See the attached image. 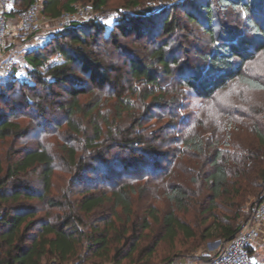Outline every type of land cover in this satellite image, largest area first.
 Masks as SVG:
<instances>
[{
	"label": "trees",
	"instance_id": "obj_1",
	"mask_svg": "<svg viewBox=\"0 0 264 264\" xmlns=\"http://www.w3.org/2000/svg\"><path fill=\"white\" fill-rule=\"evenodd\" d=\"M84 1L44 0L42 14L57 18ZM108 1L92 0V4L100 11ZM32 2L15 0L11 11L17 14ZM186 2L160 12L121 13L112 27L96 18L73 23L51 34L27 54L29 60L22 76L0 77V145H7L0 152V264H86L89 260L150 264L138 259L143 253H138V260L134 257L140 250L143 233L134 219L131 196L134 191L127 184L131 176L169 177L165 198L176 211L161 218L152 213L151 217L163 227L161 240L176 247L180 238L183 244L168 253L164 264L177 257L210 258L207 255L198 258L195 250L211 241L227 243L251 217L252 199L259 200L264 192V131L260 127L264 110L243 105L246 115L229 109L220 135L211 134L221 128L215 126L217 120L213 123L205 116L210 123L207 128L203 122L197 127L193 122L192 132L175 139L174 143L180 146L168 169H164L163 161L169 155L159 151L156 142L163 143L162 136L168 135L169 129L160 134L145 132L143 121L157 117L153 108L172 107L176 100L168 96L162 76L175 78L180 86L204 99L235 79H241L250 89L264 91V83L242 73L248 60L264 52V28L254 17V12L264 11V0ZM213 2L221 9H240L246 15L245 25L252 38L227 24L216 32L212 25ZM197 9L206 19L205 31L215 37L214 47L205 54L202 65L185 63L190 67L174 72L179 60L168 56L166 49L170 42L165 40L154 45L149 58L119 45L120 37L149 36L148 29H152L151 38L176 34L183 28L180 13L199 25ZM101 40L114 43V48L129 56L126 60L129 76L141 84L133 87L131 95L118 94L113 108L106 113L103 110L108 101L97 90L109 85L118 88L119 93L123 79L121 69L104 59L102 53H107V49ZM57 87L70 96V102L60 106L66 124L64 135L57 134L66 140L62 153L54 154L43 143L29 149L18 147L34 129L32 124H23L18 119L25 110H32L26 117L36 115L34 118L42 119L36 128L43 133L54 132L49 125L53 129L63 125L51 124L47 119L50 104L37 91L43 89L53 96L50 103H59L61 94ZM88 94L91 96L83 101L82 96ZM234 113L246 121L234 118ZM86 119L90 130L82 125ZM238 121L240 125L234 129ZM169 126L178 127L174 120ZM244 130L248 132L245 139L235 137L234 131ZM81 140L85 142L82 148L77 146ZM118 148L128 152L125 157L120 158L118 153L111 155ZM60 163L67 164L65 172L70 178L63 192L54 193L53 178L55 171L62 168ZM37 173L38 184L31 179ZM106 205H110V214L96 217ZM193 206L199 212L196 223L181 215L192 212ZM148 227L142 225L143 230ZM127 247L129 252L125 251ZM155 249L156 246L147 249L148 258L153 257Z\"/></svg>",
	"mask_w": 264,
	"mask_h": 264
},
{
	"label": "rangeland",
	"instance_id": "obj_2",
	"mask_svg": "<svg viewBox=\"0 0 264 264\" xmlns=\"http://www.w3.org/2000/svg\"><path fill=\"white\" fill-rule=\"evenodd\" d=\"M186 1L187 0H109L102 10L98 11L95 8L92 17L88 20L96 18L106 25L112 27L114 20L121 13L134 15V13L136 12L140 13L142 11L148 10H151L152 12H160L170 10L175 7V5L177 6L183 2H185L183 4H186ZM205 1L206 0H198L199 4H204ZM89 3H92V0H86L79 4ZM213 9L214 21L212 25L215 27L216 32L220 31L223 24H227L229 26L236 27L238 31L242 32L243 35H245V37H247L248 39L252 38V33L247 32V27L245 25L246 15L240 9H221L216 6L215 2H213ZM196 14L198 15V17H200L199 25L197 23L190 22L185 15L180 13V21L183 28L176 34L151 38L150 34H152V29H148V31L150 32L149 36L144 37L142 35L139 36L136 34H132L129 37H120L118 40L119 45L126 47L127 50L134 51L137 55L143 56L144 58H149L152 50L155 47L154 45L165 40L167 42H170L169 47L166 49L168 56H171V58L175 57L179 60L180 65L173 67L174 72L177 73L182 67H190L185 63H189L192 66L202 65L204 62L203 57L214 47L215 37H212L205 31L208 26L206 19L203 16V12L200 9H197ZM61 15L57 18H51L42 14L43 23H51V27L49 28L50 33L48 34V36H46V38L56 31L64 29L60 26ZM254 17L261 25H263L264 28V11L260 13L254 12ZM109 20L112 22L111 24L108 23ZM157 23H159L158 19L154 24L157 25ZM46 38L43 40V42L46 40ZM101 41H103V47L107 49V53H102L104 59H106L108 63H113L121 69L120 74L121 78L123 79L122 82H120L122 91L119 93H117L118 88H114L113 86L109 85L105 86V88H103L102 90H97L98 92L100 91V93H102L103 100H105L106 102L108 101L107 104H105L106 108H104L103 110V113H106V111L113 108L114 103H116L115 100L118 94L131 95L133 87L141 86V84L131 80L129 76L126 63V60L129 58V56L123 54L120 49L114 48V43H111L110 41L104 42V40ZM100 47L101 48L99 50H102V46ZM129 53L130 52H127V54ZM27 60H29V57ZM187 70H189V68H187ZM242 73L246 77L254 78L264 83V52L261 51L257 53L253 59L248 60L244 64ZM114 75L116 74L114 73ZM80 77H83L85 79V77L81 76V74ZM162 79H164L163 84L167 83V90L169 92L168 96L170 97V99L174 97L176 98V100L172 107L169 106L166 108L167 110L164 108L154 107L153 111L155 115H157V117H148L143 121V124L146 129L145 132L147 135L149 133H151V135L152 133L160 134L163 129H169V134L162 136L164 142H156L159 151L168 153L169 155L163 161L164 169H168L167 167H169L170 162H172V160L176 158L175 156L178 152L177 149H179L180 145L174 143L175 139L177 137H182L188 132H192L193 128H195L193 122H195V125L197 124L196 127L200 122H203V126L207 128L210 124L208 119L210 120V122L217 120L215 126H220L221 128L218 129L217 133L215 132L216 130L213 131V133H210L213 135H220L222 133V126H224L223 123L225 121V113L229 109H231L232 111L239 110L240 113L246 115L247 113L245 112V109L241 108V106L243 105H249L258 110H264V91L248 88L243 84L241 79H235L229 82L226 87L217 91L212 97L208 99L198 98L184 85L180 86L179 82L176 81L175 78L162 76L161 80ZM37 91L40 96L45 95L47 103L50 104V108L47 110V119H49L51 124H54V122H58L63 125H61V128L59 129H53V125H49V128L54 130V132L43 133L39 128H36L37 123L42 119L34 118L36 117V115L32 117L33 119L30 117H26V115H29L30 111L25 110L26 113L23 116H19L18 119H20L23 124H32V128L34 129L30 132L27 138L20 142L18 147L29 149L37 147L39 143H43V145L54 154L62 153V146L64 145L63 141H66L64 140L62 135H64L65 133L64 130L66 128V124H64L65 114L60 106H62L63 103L70 102V96L67 92H65V90L57 87L56 91L61 94L59 103H50L49 100L52 99L53 96H48V94L45 93V91L41 88H38ZM90 96L91 94L84 95L82 96V100L85 101ZM243 101H245V103ZM30 113H32V110ZM236 115L237 114L234 113L233 117H240V115ZM205 116L208 117V119H205ZM239 119V121L242 122L246 121V118ZM250 119L253 120L254 117L251 116ZM260 119L262 121V118H259V120ZM171 120H174V123H176V125L178 126L177 128H172L171 126H169V122ZM239 121L237 125H233V128H237V126L240 125ZM82 125L83 127L90 130V125L87 119ZM260 127L264 131V122H262ZM234 132L235 137L239 136L243 139L246 138V135L248 133L245 130L241 132ZM58 133L62 135H57ZM79 142L80 145L78 144L77 146H80L81 148L84 147L85 142H82V140ZM69 143L71 144L73 142ZM6 148V144L0 145V152H2ZM214 149L215 147H213L211 150ZM117 153L119 154V157L122 158L125 157L128 152L125 151V149L118 148L114 149L111 155H116ZM180 160H182L181 157L179 158V161ZM60 164V166L62 167L61 170L57 169L54 173V193L63 192L65 189L64 187L70 178V174L65 172L67 164ZM31 179L35 180L36 184L40 183L38 173L33 174L31 176ZM127 179V184L131 185L134 191L131 195L133 203L132 207L134 210V219L139 222V227L141 228L139 229V232L143 233L141 235L143 238L140 242V250L135 252L134 257L136 258L138 256V253H143V257H138V259H143V263L149 261L150 264H164L163 260L168 257V253L172 252L174 249H179L182 246L181 244H183V240L181 241L180 238H177L176 240V247L173 246L170 241H165L163 239L161 240V237L164 233L163 227L151 217L152 213L161 218L165 213L176 211L174 205L165 198L167 189L166 186H168L167 184L168 182H170L169 177L165 175L161 177L158 175L153 176L152 174H147L143 177L131 176ZM106 185L104 187H108ZM107 189L109 191V188ZM257 200L252 199V206L254 205V203H256ZM196 208L197 206H193L192 212L181 215L183 216V218L188 219L190 222L194 220L196 223L197 217H199V215H197V213L199 214V212L196 211ZM109 209L110 205H106L104 209L101 212L95 214V216L97 217L101 214L109 215ZM93 220L94 217L92 218V221ZM144 224L149 225L148 229H142V225ZM140 233H138V236H140ZM219 241L220 240L208 242L207 244H205V246H201L196 249L195 254L198 256V258L200 256L202 257L203 255H207L209 257L213 256L216 251L224 244L222 241H220L217 246H212ZM155 246V254L153 255V257L148 258L147 249ZM125 251L129 252V247H127V250ZM258 253L260 254L261 258L264 257V244L263 246H261ZM86 264L108 263H100L95 260H89Z\"/></svg>",
	"mask_w": 264,
	"mask_h": 264
},
{
	"label": "built area",
	"instance_id": "obj_3",
	"mask_svg": "<svg viewBox=\"0 0 264 264\" xmlns=\"http://www.w3.org/2000/svg\"><path fill=\"white\" fill-rule=\"evenodd\" d=\"M43 1L33 0L25 9L17 13L19 27L11 29L6 13L15 0H0V70L2 76L15 74L22 76L25 65L19 60V45L39 33L43 27ZM94 5L78 4L73 11L61 15V28L75 22H84L94 13ZM264 192L253 205L251 217L241 230L208 259L189 260L177 257L167 264H264V257L258 253L264 244ZM50 264H59L53 262ZM108 264H116L114 262Z\"/></svg>",
	"mask_w": 264,
	"mask_h": 264
},
{
	"label": "crops",
	"instance_id": "obj_4",
	"mask_svg": "<svg viewBox=\"0 0 264 264\" xmlns=\"http://www.w3.org/2000/svg\"><path fill=\"white\" fill-rule=\"evenodd\" d=\"M7 17H8V21H9V25L11 29H17L19 27V19L17 14H14L11 10L7 12ZM51 27V23L49 24L48 22H44L43 23V27L42 30L35 34L33 37H31L29 40L22 42L19 45V60L21 63H23L24 65L27 64L28 62V58H27V54L34 49L35 47H37L38 45L43 43V40L46 38V36H48V34L50 33V28ZM1 70H0V77H1ZM264 233V232H263Z\"/></svg>",
	"mask_w": 264,
	"mask_h": 264
},
{
	"label": "water",
	"instance_id": "obj_5",
	"mask_svg": "<svg viewBox=\"0 0 264 264\" xmlns=\"http://www.w3.org/2000/svg\"><path fill=\"white\" fill-rule=\"evenodd\" d=\"M219 243H220V241H219V242H217V243H215V244H213L212 246H217Z\"/></svg>",
	"mask_w": 264,
	"mask_h": 264
},
{
	"label": "snow or ice",
	"instance_id": "obj_6",
	"mask_svg": "<svg viewBox=\"0 0 264 264\" xmlns=\"http://www.w3.org/2000/svg\"><path fill=\"white\" fill-rule=\"evenodd\" d=\"M108 23L111 24L112 22L109 20Z\"/></svg>",
	"mask_w": 264,
	"mask_h": 264
}]
</instances>
